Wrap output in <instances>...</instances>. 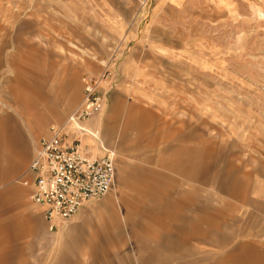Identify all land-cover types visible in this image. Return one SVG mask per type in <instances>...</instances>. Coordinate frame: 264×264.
Wrapping results in <instances>:
<instances>
[{
	"label": "rangeland",
	"instance_id": "374dc122",
	"mask_svg": "<svg viewBox=\"0 0 264 264\" xmlns=\"http://www.w3.org/2000/svg\"><path fill=\"white\" fill-rule=\"evenodd\" d=\"M183 1L184 10L171 12L172 0H0V125L7 124L10 136L15 124L28 144L18 171L16 161L5 162L1 145L0 177L10 170L15 174L12 183L0 182V197L11 187L20 190L9 194L7 219L33 226L30 237L7 242L0 230V258L7 257L0 264L16 263L8 262L11 249H24L28 264L61 262L70 234L49 231L43 209L31 202V190L22 179L48 127L63 124L82 103L85 77L101 82L106 105L91 120L100 121L101 140L116 157V189L98 201L112 202L122 227L125 246L120 256L114 245L122 243L120 238L109 247L113 264H130L123 260L127 254L131 264H139V246L123 214L125 201L140 199L125 196V167L140 157L145 168H161L180 181L162 163L171 133V146L183 144L186 134L202 133L212 144L215 162L231 160L256 178L261 173L263 203L252 191L253 207L240 204L239 221L252 212L263 224L232 223L236 233L229 244L234 247L239 234L250 231L249 240L264 248V0ZM44 116L42 131L31 132L27 120ZM129 119L149 126L139 147L132 144L138 132L126 127ZM151 140L155 143L147 146ZM187 183L204 190L199 199L208 205L215 207L217 198L233 202L218 183ZM5 211L0 210V225ZM213 239L194 244L206 254L222 251L225 246ZM84 256V264H95L89 254ZM200 259L186 256L182 262ZM99 264H108L107 259Z\"/></svg>",
	"mask_w": 264,
	"mask_h": 264
},
{
	"label": "crops",
	"instance_id": "0c3cea01",
	"mask_svg": "<svg viewBox=\"0 0 264 264\" xmlns=\"http://www.w3.org/2000/svg\"><path fill=\"white\" fill-rule=\"evenodd\" d=\"M185 5L186 2L183 0H172L168 8L171 12H179L184 10ZM53 116L58 117L59 114L54 113ZM115 117L117 119L118 114ZM45 120H47L46 116L34 121L27 120L26 125L31 132L39 134L44 127ZM13 125L14 127L10 129V136L7 132L9 130L7 124L1 123L0 125V155L1 145H3L5 162L16 161L18 171L25 164L28 144L24 140L21 129ZM86 125L91 131H100L98 128H101L100 121L97 119H90ZM52 126H49L45 135L37 141L30 163L39 142L49 136ZM130 126L138 132L132 144L134 147H139L149 135V126L146 121H130L129 119L126 127ZM171 135L173 136L172 133ZM172 136L169 135V150H167L166 157L162 159V163L166 164L169 171L178 174L180 181L173 179L170 175H165L161 168L160 170L145 168L142 165L145 162H141L140 157L135 158L137 162L125 167L128 178L126 190L129 191L125 196L140 199L132 204L125 201L126 213L123 214V221L132 227V235L139 246L137 256L139 264H183L182 261L186 256L192 258L200 255L203 262L200 259L192 260L187 264H264L263 244L249 240L250 231L239 234V241L234 247L232 243L229 244V240L236 233L234 226L236 222L244 221L245 225L252 227L257 221L252 212H246L245 218L241 217L239 221L241 212L239 205L253 207L251 204L252 191L258 193L256 201L263 203L261 173L256 178L250 172L237 167L231 160H226L224 165H220L218 161L215 162L217 158L214 157L212 144L205 139L202 133L200 135L186 134L183 144L178 146H171ZM87 141L91 144L90 139ZM154 143L155 141L151 140L147 146L151 147ZM103 145L106 147L104 142ZM14 174V170L5 172L0 177V182L12 183ZM188 181L203 184L218 183L219 187H224L233 202L217 198L218 203L215 207L208 205L199 199L204 190L196 185H189ZM16 191L20 190L11 187L4 197H0V210L6 209L2 213L4 219L0 225L5 242L12 241L13 237H30L33 230L32 225L23 226L19 221L9 217L7 219L12 204L9 194H15ZM98 201L88 203L68 224L59 229H64L70 234V238H66L63 242L64 249L60 264H84L83 262L88 259L84 256L86 254H89V259H93L95 264H99L101 259H107L108 264H113L108 254L110 253L109 247L112 245L111 241L115 238L116 241L118 238L122 241L120 245L114 243L115 247L118 246L116 253L120 256L125 243L116 210L110 200ZM209 206L210 208L213 206L211 211ZM200 208H209L207 209L209 212L200 213ZM258 211L261 212V210ZM22 213L26 218L32 219V215L27 214L25 210H22ZM257 223L261 225L263 221L258 220ZM203 225L206 226L205 229ZM90 229L92 232H87ZM119 234L121 235L117 236ZM213 238H217V244L225 246L222 251L206 254L194 244L199 240L212 242ZM14 256L18 258L17 261H14ZM5 258L7 259L3 255L0 262H4ZM123 260L130 264L132 262L128 254ZM9 261L28 264L24 249L18 252L11 249L8 255Z\"/></svg>",
	"mask_w": 264,
	"mask_h": 264
},
{
	"label": "built area",
	"instance_id": "2783aa9c",
	"mask_svg": "<svg viewBox=\"0 0 264 264\" xmlns=\"http://www.w3.org/2000/svg\"><path fill=\"white\" fill-rule=\"evenodd\" d=\"M100 83L83 78L82 103L63 124L50 128L49 136L34 152L27 177L22 179L31 190V202L43 209L50 232H57L88 203L116 189L115 153L103 145L99 130L91 131L86 125L105 108Z\"/></svg>",
	"mask_w": 264,
	"mask_h": 264
}]
</instances>
